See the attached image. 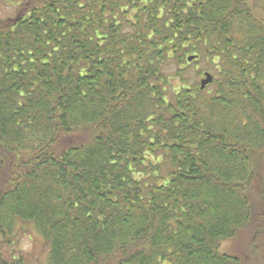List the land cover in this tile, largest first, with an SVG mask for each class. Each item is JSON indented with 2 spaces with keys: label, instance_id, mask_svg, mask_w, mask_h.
<instances>
[{
  "label": "trees",
  "instance_id": "16d2710c",
  "mask_svg": "<svg viewBox=\"0 0 264 264\" xmlns=\"http://www.w3.org/2000/svg\"><path fill=\"white\" fill-rule=\"evenodd\" d=\"M245 1L0 0V240L33 243L0 264L244 263L221 246L264 236Z\"/></svg>",
  "mask_w": 264,
  "mask_h": 264
},
{
  "label": "rangeland",
  "instance_id": "374dc122",
  "mask_svg": "<svg viewBox=\"0 0 264 264\" xmlns=\"http://www.w3.org/2000/svg\"><path fill=\"white\" fill-rule=\"evenodd\" d=\"M245 2L248 3V5L251 7L255 14H259L260 17L264 19V5L258 3L256 0H246ZM5 6L3 7V9ZM0 8L1 10H3ZM202 77L200 76L197 78V81L199 82ZM255 161L257 163L264 164V154L261 156H257L255 158ZM257 191L261 192L264 190V180H261L257 186ZM252 235L247 234V237L244 239V237H240V239L236 240L235 242H228L224 243L221 246V250L224 253H227L229 255H236L240 256L244 263L243 264H264V236L261 238V240L256 241L255 243L251 241ZM16 247L12 249L10 245L5 244L2 240H0V261L7 260L9 258L10 253H12V250H30L33 248L32 241H29L27 236H18L16 239Z\"/></svg>",
  "mask_w": 264,
  "mask_h": 264
},
{
  "label": "water",
  "instance_id": "95a60500",
  "mask_svg": "<svg viewBox=\"0 0 264 264\" xmlns=\"http://www.w3.org/2000/svg\"><path fill=\"white\" fill-rule=\"evenodd\" d=\"M212 81H213V78L210 77V75L207 74L205 76V79L202 80V82H201V88H202V90L205 89L206 86H208L209 84H211Z\"/></svg>",
  "mask_w": 264,
  "mask_h": 264
}]
</instances>
